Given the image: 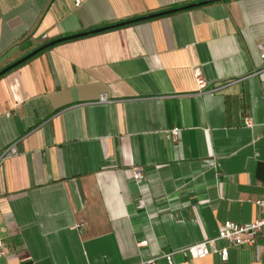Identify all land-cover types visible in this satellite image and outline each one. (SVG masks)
Returning <instances> with one entry per match:
<instances>
[{
	"label": "crops",
	"instance_id": "crops-1",
	"mask_svg": "<svg viewBox=\"0 0 264 264\" xmlns=\"http://www.w3.org/2000/svg\"><path fill=\"white\" fill-rule=\"evenodd\" d=\"M74 1L0 0V70L84 34L0 76V264H264L185 250L264 203V0Z\"/></svg>",
	"mask_w": 264,
	"mask_h": 264
},
{
	"label": "built area",
	"instance_id": "built-area-1",
	"mask_svg": "<svg viewBox=\"0 0 264 264\" xmlns=\"http://www.w3.org/2000/svg\"><path fill=\"white\" fill-rule=\"evenodd\" d=\"M74 5H78V1H74ZM257 51L259 58L264 62V43L257 45ZM195 81L198 89L204 87V82L200 80L198 76H195ZM98 103H107L108 100L104 96H99L97 99ZM244 126L249 128L251 123L249 119H244ZM175 134V130L171 131V135ZM16 155V150L14 145H9L0 150V163L6 161L7 159ZM133 180H139L141 178L140 172L134 170L132 173ZM255 206L258 209V217L252 223L237 225L229 221H224L219 226L215 237L210 239H204L193 245L186 247V252L190 260L202 259L210 254L216 255L221 262L226 260V248H218L216 243L222 241L226 243L228 247H241L246 246L249 249L256 250L255 239L256 235L262 227H264V203L261 200L254 202ZM142 207V202L137 201V208ZM139 245H144V242L139 243ZM3 255L2 245L0 243V257ZM165 260L167 264H171V255L164 254L161 257ZM145 264H154L153 259L145 261Z\"/></svg>",
	"mask_w": 264,
	"mask_h": 264
},
{
	"label": "water",
	"instance_id": "water-1",
	"mask_svg": "<svg viewBox=\"0 0 264 264\" xmlns=\"http://www.w3.org/2000/svg\"><path fill=\"white\" fill-rule=\"evenodd\" d=\"M217 1H223V0H214V1H212V2H217ZM202 4H203V3H202ZM192 6H195V5H190V6H187V7L182 8V9H187V8L192 7ZM162 14H165V13H160V14L152 15V16H149V17H145L144 19H148V18H151V17H154V16H158V15H162ZM138 20H141V19H138ZM138 20H133V21H130V22H136V21H138ZM130 22H129V23H130ZM117 26H121V24H120V25H115V27H117ZM108 28H110V27H108ZM108 28L97 29V30L92 31L91 33L101 32V31H104V30H106V29H108ZM83 35H84V34L75 35V36L66 37V38L58 39V40L52 41V42H50V43H47V44H45V45H43V46H41V47L35 49L34 51L30 52L29 54L25 55V56L22 57L21 59H19V60L15 61V62L11 63L10 65H8V66L2 68V69L0 70V76L3 75L4 73L10 71V70L13 69L14 67L18 66L19 64L23 63V62L26 61L27 59L31 58L32 56H34V55H35L36 53H38L39 51H42V50H44V49H46V48H48V47H50V46H52V45H54V44H56V43L63 42V41H66V40H71V39H73V38H78V37H81V36H83Z\"/></svg>",
	"mask_w": 264,
	"mask_h": 264
},
{
	"label": "trees",
	"instance_id": "trees-1",
	"mask_svg": "<svg viewBox=\"0 0 264 264\" xmlns=\"http://www.w3.org/2000/svg\"><path fill=\"white\" fill-rule=\"evenodd\" d=\"M128 24H130V23H129V22H128V23H125V25H128ZM39 52H40V51H39ZM27 60H28V59H27ZM27 60H26V61H27ZM24 62H25V61H24ZM21 64H22V63H21ZM21 64H19V65H21ZM19 65H18V66H19ZM16 67H17V66H16ZM14 68H15V67H14Z\"/></svg>",
	"mask_w": 264,
	"mask_h": 264
}]
</instances>
